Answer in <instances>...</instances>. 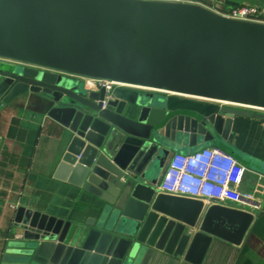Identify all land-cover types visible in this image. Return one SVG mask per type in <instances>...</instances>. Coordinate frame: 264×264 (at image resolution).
<instances>
[{"label": "water", "instance_id": "95a60500", "mask_svg": "<svg viewBox=\"0 0 264 264\" xmlns=\"http://www.w3.org/2000/svg\"><path fill=\"white\" fill-rule=\"evenodd\" d=\"M25 1L18 0L27 15L38 9L46 13L44 6H49L59 14L64 11L65 19L53 23L50 16L47 20L33 14L51 34L31 46L0 40V105L27 101L64 129L60 137L64 148L53 178L92 195L97 203L68 221L17 207L11 229L19 234L4 239L0 264H201L215 240L240 247L252 214L216 205L204 209L199 201L161 195L156 188L171 153L188 155L183 150L197 149L217 137L226 140L238 118L264 123V50L236 27L250 23L182 3L37 0L44 6L34 9ZM104 10L120 18L125 45L130 31L146 35L139 50L157 44L174 47L165 39L170 32L194 35L204 46L237 47L249 58L239 56L243 65L224 74L231 79L245 75L249 82L208 76L198 83L187 77L135 72L123 58L115 67L73 57L78 41L68 46L70 51L50 40L63 33L74 40L89 38L93 28L73 37L70 26H82L94 11ZM15 11L25 21L24 11ZM204 12L208 17L202 16ZM88 78L135 89H113L103 108L105 92L87 88L82 79ZM250 203L264 213V201ZM202 217L200 230L211 238L199 233L191 238ZM236 253L230 249V259Z\"/></svg>", "mask_w": 264, "mask_h": 264}, {"label": "crops", "instance_id": "0c3cea01", "mask_svg": "<svg viewBox=\"0 0 264 264\" xmlns=\"http://www.w3.org/2000/svg\"><path fill=\"white\" fill-rule=\"evenodd\" d=\"M136 1L176 5L182 3L210 11L212 14H215L216 10L228 11L242 5H255L264 10V0ZM2 6L6 9L7 1L0 0V7ZM94 14L86 19L85 24L78 26L79 28L70 26L74 31L73 37H76L79 31L89 32L93 28L89 32L91 35L89 38L78 40L77 44L80 46H76V50L72 51L73 54L71 53L75 58L89 59L115 67H118L124 59L125 66L135 72L174 76L179 79L187 77L196 79L198 83L206 81L208 76L224 77L241 83L249 82L245 75H233L231 79V75L224 74L231 68L242 66L240 58L244 60L249 58L237 47L229 46L228 49L204 46L194 35L170 32L165 34V39L174 47L157 44L149 49L139 50L137 45L147 41L146 35L137 36L136 31L134 33L130 31V36H126L127 45H125L121 37L122 22L118 15L107 10L94 11ZM202 16L208 17L206 12ZM4 19L6 20L5 17ZM236 27L253 45L264 50V25L236 24ZM0 40L8 42L2 38ZM37 108L38 106L21 99L14 100L11 105H0V254L5 239L3 234H10V236L19 234L11 229L13 214L17 207L40 211L68 221L72 219V216L87 211L91 205L97 203L92 195L54 180V170L64 148L60 138L64 129L47 117L38 114ZM209 147L224 150L245 168L246 172L239 191L252 195L251 202L262 204L264 201V123L258 120L235 119L226 140L217 137L213 142L201 144L197 149L183 150L182 154H193ZM175 154L171 153L168 156L162 168L161 177L165 173L167 161ZM246 203L216 205L252 214L253 220L240 247L235 248L229 243L215 240L202 256L201 264H264V213L261 212V208H256L250 202ZM203 206L204 209H208L215 205ZM202 221L203 217L198 220L197 227L191 230V238L197 233L211 238V235L200 230ZM230 249L237 250L235 257L231 259Z\"/></svg>", "mask_w": 264, "mask_h": 264}, {"label": "built area", "instance_id": "2783aa9c", "mask_svg": "<svg viewBox=\"0 0 264 264\" xmlns=\"http://www.w3.org/2000/svg\"><path fill=\"white\" fill-rule=\"evenodd\" d=\"M215 14L233 22L264 25V10L255 5L237 6L228 11L216 10ZM82 80L90 90H104L103 108L111 99L113 89H135L128 84L107 79ZM245 172V168L224 150L215 147L203 148L193 154L171 156L157 189L162 195L193 199L212 205H236L253 201L252 195L239 191Z\"/></svg>", "mask_w": 264, "mask_h": 264}, {"label": "rangeland", "instance_id": "374dc122", "mask_svg": "<svg viewBox=\"0 0 264 264\" xmlns=\"http://www.w3.org/2000/svg\"><path fill=\"white\" fill-rule=\"evenodd\" d=\"M24 2H26V1L24 0ZM8 3H11V2H8ZM29 3H30L29 5L34 6L33 7L34 9H35V7L44 6L43 4H40L37 0H29ZM7 7L8 8H6V9L3 8L2 11L0 9V38H2L3 40H7L8 42H10V44L15 43V44H19V45H24V43H25V44H29V46H31L32 44H37L38 42H42L40 40H45L46 38L49 37V35L51 33L47 32L48 29L43 30L44 27L42 26V21H40V20L36 21L35 20V17L33 15L35 13H37V16H44L47 20L49 19V16L52 17L53 19L51 20V22H53V23H59V21H62L65 19L63 17V14L65 15L64 11L59 14V13L55 12V9H52L49 6L48 7L44 6L46 13H44V11H40V9H38V10H36L35 13H34V11H31L30 15H27L28 10H26V8L23 7V3L20 4L18 1H12V4L7 5ZM16 8H20L21 10L24 11L23 16H25V21H27V23H25L24 19H22V22H21V18H19L20 14L19 13L16 14V12L14 11V9H16ZM31 8L32 7H30V9ZM67 14H68V12L66 13V15ZM60 16H62V17H60ZM4 17L6 18V20L4 19ZM39 24H41V25H39ZM24 26H25V28L27 27V30L29 29V32L33 33V36H32L33 39L31 38L29 32L23 33L24 31H26ZM56 36L52 37V39H50V40H58L59 44L61 45V48L64 50L68 49L69 48L68 46L71 45L73 42L77 43V41L79 40V37L75 38V40H74L67 33H63L61 36L59 35L61 40L57 39L59 37H56ZM26 38H29L30 40L23 42V40ZM64 38H65V40H63ZM201 204L202 205H208V206L212 205V204L204 203V202Z\"/></svg>", "mask_w": 264, "mask_h": 264}, {"label": "trees", "instance_id": "16d2710c", "mask_svg": "<svg viewBox=\"0 0 264 264\" xmlns=\"http://www.w3.org/2000/svg\"><path fill=\"white\" fill-rule=\"evenodd\" d=\"M3 236H4V238H6L7 237V234H3ZM240 264V263H239Z\"/></svg>", "mask_w": 264, "mask_h": 264}]
</instances>
